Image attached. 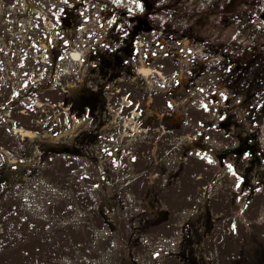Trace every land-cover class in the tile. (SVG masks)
I'll list each match as a JSON object with an SVG mask.
<instances>
[{
	"label": "rangeland",
	"instance_id": "obj_1",
	"mask_svg": "<svg viewBox=\"0 0 264 264\" xmlns=\"http://www.w3.org/2000/svg\"><path fill=\"white\" fill-rule=\"evenodd\" d=\"M48 256L264 264V0H0V264Z\"/></svg>",
	"mask_w": 264,
	"mask_h": 264
},
{
	"label": "flooded vegetation",
	"instance_id": "obj_2",
	"mask_svg": "<svg viewBox=\"0 0 264 264\" xmlns=\"http://www.w3.org/2000/svg\"><path fill=\"white\" fill-rule=\"evenodd\" d=\"M88 232L89 233H87V231L83 229L84 237L82 239V243L80 242V246L85 249H87L86 245L88 244L95 247V250L91 249L92 252H94V260L99 259V254L103 257H108V255H110V251L109 249H107L106 245L112 242V238L108 237L109 229L108 227H106V224L104 222H102L100 226H94L92 224V228L91 230H88ZM159 233L161 235V231ZM160 238L162 237L160 236ZM144 241H146V239H144ZM85 249H82L81 253H84Z\"/></svg>",
	"mask_w": 264,
	"mask_h": 264
},
{
	"label": "crops",
	"instance_id": "obj_3",
	"mask_svg": "<svg viewBox=\"0 0 264 264\" xmlns=\"http://www.w3.org/2000/svg\"><path fill=\"white\" fill-rule=\"evenodd\" d=\"M18 203L20 204V202H18ZM27 205H28V210L30 211V197H29V196H28V203H27ZM32 208H33L35 211H38L37 206H34V205H33ZM45 222H48V221H44L43 223H45ZM64 246H65V245H64ZM64 246H62L63 248H61V250H60L61 252H62V251H65V250H64V248H65ZM57 251H58V250H57ZM57 251H55L54 254H56ZM60 251H58V253H59ZM47 258H50V256L45 257L44 259L41 258V260H39V264L44 263V262L46 261Z\"/></svg>",
	"mask_w": 264,
	"mask_h": 264
},
{
	"label": "bare ground",
	"instance_id": "obj_4",
	"mask_svg": "<svg viewBox=\"0 0 264 264\" xmlns=\"http://www.w3.org/2000/svg\"><path fill=\"white\" fill-rule=\"evenodd\" d=\"M21 131H22V134H24V135H30V132H28V131H26V129L25 130H23V129H20ZM20 132V131H19ZM224 248V247H223ZM228 247H226V249H227ZM221 253H222V250H221ZM225 254V253H224Z\"/></svg>",
	"mask_w": 264,
	"mask_h": 264
}]
</instances>
